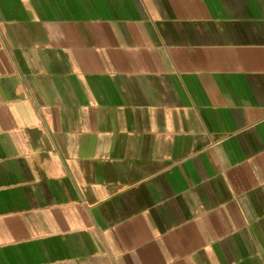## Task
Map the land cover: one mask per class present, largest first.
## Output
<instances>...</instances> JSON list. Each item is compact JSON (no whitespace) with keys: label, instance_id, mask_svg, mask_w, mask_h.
Here are the masks:
<instances>
[{"label":"crops","instance_id":"0c3cea01","mask_svg":"<svg viewBox=\"0 0 264 264\" xmlns=\"http://www.w3.org/2000/svg\"><path fill=\"white\" fill-rule=\"evenodd\" d=\"M0 264H264V0H0Z\"/></svg>","mask_w":264,"mask_h":264}]
</instances>
